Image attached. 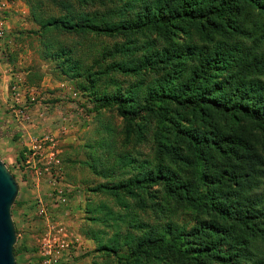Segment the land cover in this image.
Returning a JSON list of instances; mask_svg holds the SVG:
<instances>
[{
    "label": "trees",
    "instance_id": "trees-1",
    "mask_svg": "<svg viewBox=\"0 0 264 264\" xmlns=\"http://www.w3.org/2000/svg\"><path fill=\"white\" fill-rule=\"evenodd\" d=\"M24 1L40 56L122 120L87 147L105 264H264V0ZM70 35L114 41L87 66Z\"/></svg>",
    "mask_w": 264,
    "mask_h": 264
},
{
    "label": "rangeland",
    "instance_id": "rangeland-1",
    "mask_svg": "<svg viewBox=\"0 0 264 264\" xmlns=\"http://www.w3.org/2000/svg\"><path fill=\"white\" fill-rule=\"evenodd\" d=\"M5 1L10 8L1 5ZM0 23V120L22 132L0 138V159L18 186L10 208L15 264H105L97 237L106 239L113 231L93 217L103 215L95 210L99 204L114 203L89 190L106 178L88 167L87 147L101 135V120L115 128L120 141L122 120L111 109L87 111L88 96L40 56V39L33 32L38 25L24 0H0ZM60 38L78 48L87 66L92 55L114 41ZM140 150L148 154L149 147Z\"/></svg>",
    "mask_w": 264,
    "mask_h": 264
},
{
    "label": "water",
    "instance_id": "water-1",
    "mask_svg": "<svg viewBox=\"0 0 264 264\" xmlns=\"http://www.w3.org/2000/svg\"><path fill=\"white\" fill-rule=\"evenodd\" d=\"M17 190L14 176L0 159V264H15L13 246L16 236L10 208Z\"/></svg>",
    "mask_w": 264,
    "mask_h": 264
},
{
    "label": "built area",
    "instance_id": "built-area-1",
    "mask_svg": "<svg viewBox=\"0 0 264 264\" xmlns=\"http://www.w3.org/2000/svg\"><path fill=\"white\" fill-rule=\"evenodd\" d=\"M1 5L2 6H6V8H10V5H7L6 4V1L5 2H2L1 3ZM4 27H3V23H0V37H2L3 36V34H4V29H3Z\"/></svg>",
    "mask_w": 264,
    "mask_h": 264
}]
</instances>
